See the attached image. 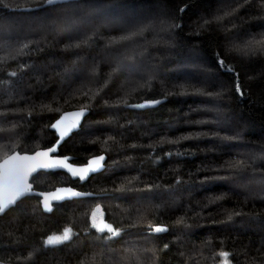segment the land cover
Masks as SVG:
<instances>
[{
  "label": "trees",
  "instance_id": "trees-1",
  "mask_svg": "<svg viewBox=\"0 0 264 264\" xmlns=\"http://www.w3.org/2000/svg\"><path fill=\"white\" fill-rule=\"evenodd\" d=\"M75 108L60 154L105 170L32 183L102 195L0 213V264H264V0H0V160Z\"/></svg>",
  "mask_w": 264,
  "mask_h": 264
},
{
  "label": "water",
  "instance_id": "water-1",
  "mask_svg": "<svg viewBox=\"0 0 264 264\" xmlns=\"http://www.w3.org/2000/svg\"><path fill=\"white\" fill-rule=\"evenodd\" d=\"M88 112L89 110L86 108H75V109H71V110H67L63 112L50 126V129L53 130L57 136V140L52 146L38 149L34 152H20L16 150L12 152L10 155L0 160V175H3L6 171L16 170L19 165H22V164L27 165V167H24L21 171L27 173L25 176V179H26L27 184L31 185L30 192L18 198L13 205H10L1 214H4L6 211L15 207L18 201L28 196L39 197L42 210L45 213H51L55 209L56 205L59 203L74 200V199L89 197V196L95 197L98 195H102V194H97V193H93L90 191H84L72 185H61V186H57L56 188L50 189V190H37L35 189L34 184L32 183V178L41 171L66 172L73 180H78L80 184H83L86 181H88L93 175L101 173L102 171L105 170L106 164H107V155L105 153L91 156L83 164L74 163L73 162L74 158L72 155L60 154V147L65 141H67L71 136H73L75 132L79 131ZM57 124H59V127H54V125H57ZM62 130L65 132L63 136L61 135ZM43 152H48L47 158L36 155L37 153H43ZM14 157L16 159H13ZM21 157H29V158H34V159H31L28 161H21L20 160ZM99 157H103V160L100 163V167L93 171H89L87 176H85L83 179L78 175L72 174V169L86 168L88 166L89 161L99 158ZM53 160H65L66 164L70 165V167H37V165L39 164L50 163ZM31 169H34V170H31ZM64 190H70L71 192L75 193V195L66 196L58 200L52 198L51 194L63 196ZM45 196H48L49 198L50 209H45L44 207L43 200Z\"/></svg>",
  "mask_w": 264,
  "mask_h": 264
},
{
  "label": "snow or ice",
  "instance_id": "snow-or-ice-1",
  "mask_svg": "<svg viewBox=\"0 0 264 264\" xmlns=\"http://www.w3.org/2000/svg\"><path fill=\"white\" fill-rule=\"evenodd\" d=\"M52 2L53 0H49V3ZM23 47H27V45H24ZM54 127H59V124L54 125ZM64 134L65 132L62 130L61 135L63 136ZM36 155L47 158L48 152L37 153ZM13 159L16 158L14 157ZM31 159L34 158H29V157L20 158L21 161H28ZM102 160L103 157L93 159L88 162V166L86 168L72 169V174L78 175L83 179L85 176H87L89 171H93L99 168ZM24 167H27V165H23V164L19 165L16 170L6 171L3 175H0V213H3L10 205H13L18 198L30 192L31 185H28L25 179L27 173L21 171ZM37 167H70V165H67L65 160H53L50 163L39 164L37 165ZM70 195H75V193L71 192L70 190H64L63 196L51 194L52 198L57 200ZM43 204L45 209H50L48 196H45L43 200ZM93 216H95V213H93ZM93 226L96 227L97 230L100 232H104L105 230H107V232L111 233V236H116L119 234L118 229H114L112 225L103 223V221H101V224L99 225L94 223ZM152 230L154 232H162L165 231L166 229L160 226H153ZM70 235H71V230L65 229L62 235L49 237L47 243L48 244L61 243L63 241L70 239ZM219 255L224 258V264H228L229 253L223 252L220 253Z\"/></svg>",
  "mask_w": 264,
  "mask_h": 264
},
{
  "label": "rangeland",
  "instance_id": "rangeland-1",
  "mask_svg": "<svg viewBox=\"0 0 264 264\" xmlns=\"http://www.w3.org/2000/svg\"><path fill=\"white\" fill-rule=\"evenodd\" d=\"M130 18V17H129ZM93 213H95V216H93ZM91 221H92V225L95 223L97 225L101 224V221H103V223H106V224H109L105 218H104V212L102 210L101 207H96L93 212H92V215H91ZM111 225V224H110ZM94 227V226H93ZM113 227V226H112ZM95 229H97L96 227H94ZM114 228V227H113ZM116 229V228H114ZM106 233V237L107 238H113V237H116L120 234V230H119V234L116 235V236H111V233L107 232V230L104 231ZM59 236V235H58ZM50 237H53V236H50ZM49 239V238H48ZM219 264H224V258L221 256V260H220V263ZM228 264H232L231 263V260H230V254L228 256Z\"/></svg>",
  "mask_w": 264,
  "mask_h": 264
},
{
  "label": "flooded vegetation",
  "instance_id": "flooded-vegetation-1",
  "mask_svg": "<svg viewBox=\"0 0 264 264\" xmlns=\"http://www.w3.org/2000/svg\"><path fill=\"white\" fill-rule=\"evenodd\" d=\"M39 200H40V198H39Z\"/></svg>",
  "mask_w": 264,
  "mask_h": 264
}]
</instances>
